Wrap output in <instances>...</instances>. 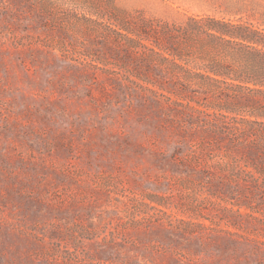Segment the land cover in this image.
<instances>
[{
  "label": "rangeland",
  "instance_id": "374dc122",
  "mask_svg": "<svg viewBox=\"0 0 264 264\" xmlns=\"http://www.w3.org/2000/svg\"><path fill=\"white\" fill-rule=\"evenodd\" d=\"M190 17L264 31V0H0V264H264V203L206 193L124 60Z\"/></svg>",
  "mask_w": 264,
  "mask_h": 264
},
{
  "label": "trees",
  "instance_id": "16d2710c",
  "mask_svg": "<svg viewBox=\"0 0 264 264\" xmlns=\"http://www.w3.org/2000/svg\"><path fill=\"white\" fill-rule=\"evenodd\" d=\"M126 30L134 35L123 45L129 72L181 107L174 113L188 137L175 149L177 163L199 171L210 197L245 192L264 203V31L210 17L179 27L148 20Z\"/></svg>",
  "mask_w": 264,
  "mask_h": 264
}]
</instances>
